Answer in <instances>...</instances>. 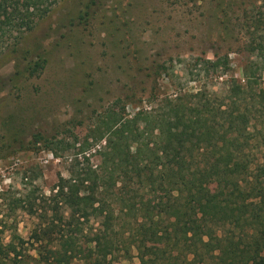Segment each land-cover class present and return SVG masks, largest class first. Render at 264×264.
Listing matches in <instances>:
<instances>
[{
    "label": "trees",
    "instance_id": "trees-1",
    "mask_svg": "<svg viewBox=\"0 0 264 264\" xmlns=\"http://www.w3.org/2000/svg\"><path fill=\"white\" fill-rule=\"evenodd\" d=\"M60 1L0 0V42L12 39L6 48L18 54ZM249 47L256 61L243 68L245 84L231 78L224 94L156 91L157 106L109 108L93 131L105 140L98 165L82 146L49 195L29 178L10 200L11 212L33 219L28 237L0 214V264H264V46ZM30 55L25 71L44 70L42 54ZM197 64L218 78L230 71L227 56Z\"/></svg>",
    "mask_w": 264,
    "mask_h": 264
},
{
    "label": "rangeland",
    "instance_id": "rangeland-1",
    "mask_svg": "<svg viewBox=\"0 0 264 264\" xmlns=\"http://www.w3.org/2000/svg\"><path fill=\"white\" fill-rule=\"evenodd\" d=\"M10 44L0 42V214L28 237L33 219L11 212L10 200L29 178L49 195L82 146L98 165L105 140L93 131L109 108L132 115L157 106L149 100L156 91L224 94L231 78L245 84L243 68L256 61L249 46H264V0H63L23 37L18 54ZM26 51L42 54L44 70L25 71ZM226 56L230 71L221 78L197 64ZM162 65L172 71L160 76ZM257 73L264 95V72ZM60 140L67 150L52 145Z\"/></svg>",
    "mask_w": 264,
    "mask_h": 264
}]
</instances>
